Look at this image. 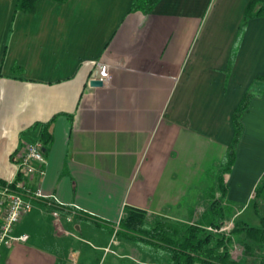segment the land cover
Segmentation results:
<instances>
[{
    "label": "crops",
    "instance_id": "obj_1",
    "mask_svg": "<svg viewBox=\"0 0 264 264\" xmlns=\"http://www.w3.org/2000/svg\"><path fill=\"white\" fill-rule=\"evenodd\" d=\"M249 2L161 0L144 14L133 0H40L26 14L0 0V181L50 138L46 174L29 181L50 199L32 202L12 233L27 239H7L0 264H169L166 241L126 235L130 210L151 227L199 224L218 202L227 224L264 226V18L242 29Z\"/></svg>",
    "mask_w": 264,
    "mask_h": 264
},
{
    "label": "trees",
    "instance_id": "obj_2",
    "mask_svg": "<svg viewBox=\"0 0 264 264\" xmlns=\"http://www.w3.org/2000/svg\"><path fill=\"white\" fill-rule=\"evenodd\" d=\"M40 0H17L16 12L30 14L34 11L36 3ZM66 3L69 0H53ZM161 0H133V10L144 14L152 12ZM264 18V0H250L248 3L242 29L253 19ZM264 79V77H262ZM249 100H244L236 113L234 120L235 142L230 147L229 153L223 164V170H229L234 164L237 145L243 131L242 113ZM45 145L50 142L46 132L41 139ZM2 181H0L1 183ZM225 189L224 184H222ZM256 201L264 199V176L255 190ZM224 202L222 198L221 203ZM224 210L215 202L204 215L199 224H185L172 220H156L154 227L146 221L145 214L130 210L120 225L126 235L133 238V234L155 237L159 241H166L170 247L169 264H264V226L249 227L241 221H234L233 227L226 232H219L226 227ZM218 232H211L209 229ZM130 233V234H129ZM240 245L241 254L250 261H243L235 256L236 240Z\"/></svg>",
    "mask_w": 264,
    "mask_h": 264
},
{
    "label": "built area",
    "instance_id": "obj_3",
    "mask_svg": "<svg viewBox=\"0 0 264 264\" xmlns=\"http://www.w3.org/2000/svg\"><path fill=\"white\" fill-rule=\"evenodd\" d=\"M13 159L17 165L15 178L0 183V251L7 239L21 241L27 239L25 236L18 239L12 237L14 227L32 210L34 200L50 199L41 189H33L29 185L34 175L44 177L46 174L48 159L43 141L29 142L14 154ZM49 205L52 204L49 203ZM53 216L58 218L59 212L54 211ZM228 228L223 227L219 232H225ZM209 230L214 233L218 232L212 228Z\"/></svg>",
    "mask_w": 264,
    "mask_h": 264
},
{
    "label": "water",
    "instance_id": "obj_4",
    "mask_svg": "<svg viewBox=\"0 0 264 264\" xmlns=\"http://www.w3.org/2000/svg\"><path fill=\"white\" fill-rule=\"evenodd\" d=\"M91 87H102L103 82L101 80H92L90 82Z\"/></svg>",
    "mask_w": 264,
    "mask_h": 264
},
{
    "label": "rangeland",
    "instance_id": "obj_5",
    "mask_svg": "<svg viewBox=\"0 0 264 264\" xmlns=\"http://www.w3.org/2000/svg\"><path fill=\"white\" fill-rule=\"evenodd\" d=\"M245 218L249 219L247 215L245 216ZM245 218H244V219H245ZM251 219H252V218H251ZM242 220H243V218H242ZM226 224H227V223H226ZM232 224H233V222H232ZM232 224H231V225L227 224V227H228V226H230V227L227 229V231H225L226 233L230 230L231 227H233ZM250 227H253V226H250ZM236 241H237L236 244H238V242H239V241H238V238H237ZM238 249H239V245H238ZM241 249H242V248H241ZM237 251H238V250H237Z\"/></svg>",
    "mask_w": 264,
    "mask_h": 264
}]
</instances>
